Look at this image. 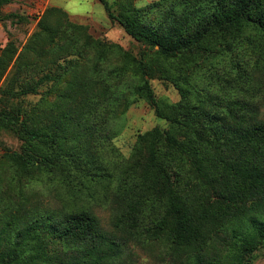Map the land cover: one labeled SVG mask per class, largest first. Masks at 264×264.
Instances as JSON below:
<instances>
[{
    "label": "trees",
    "instance_id": "obj_1",
    "mask_svg": "<svg viewBox=\"0 0 264 264\" xmlns=\"http://www.w3.org/2000/svg\"><path fill=\"white\" fill-rule=\"evenodd\" d=\"M12 1L0 0V9ZM102 1L109 17L146 45L136 56L113 44L139 76V95L168 126L139 133L132 162L124 163L113 137L103 134L115 113L105 82L79 74L54 102L30 99L74 68L61 60L80 40L103 57L108 51L64 9L47 8L26 44L9 40L0 51V131L22 141L5 154L18 201L0 213V264H135V247L160 246L168 264H251L264 248L261 106L197 79L209 57L253 36L264 41V0H197L172 25L146 21L156 3L120 0L116 13ZM68 29L79 36L62 46ZM156 76L172 82L181 99L158 98ZM42 180L65 191L61 207L44 204L36 189ZM94 205L109 211L108 225Z\"/></svg>",
    "mask_w": 264,
    "mask_h": 264
},
{
    "label": "rangeland",
    "instance_id": "obj_2",
    "mask_svg": "<svg viewBox=\"0 0 264 264\" xmlns=\"http://www.w3.org/2000/svg\"><path fill=\"white\" fill-rule=\"evenodd\" d=\"M105 1L113 11L119 12L120 0ZM133 2L138 7L156 3L155 9L147 14L146 21L172 25L197 0ZM49 7L64 9L72 22L86 26L88 34L108 44V51L103 57L95 44H91L89 40H80L77 45L71 47L67 59L61 60L64 65H74V68L61 81L45 83L40 88V94L30 95L29 98L37 101L44 96L45 103L54 102L67 83L79 74L105 82L112 95L110 101H115V104L111 105L115 113L103 134L109 133L113 137V146L119 160L124 163L132 162V150L138 134L156 126L166 128L168 122L159 117L154 108L139 95V76L125 67L121 49L113 44L136 56H140L146 45L127 34L117 21L109 17L102 0H13L0 9V51L9 40H14L20 48L26 44L38 30L42 15ZM50 21L57 22V18L52 17ZM62 36L64 38L60 41L61 45L66 46L79 35L76 30L68 29ZM254 38L253 36L252 39L243 40L230 53L214 59L209 57L206 62H202L197 82L214 93L220 91L229 99L244 98L258 102L261 106V117L264 118V41L258 38L254 41ZM45 48L48 50L50 46L46 45ZM151 84L158 98H164L168 102L181 99L178 88L172 82L156 76L151 79ZM21 145L22 141L16 133L0 131V213L6 209H14L18 201V188L15 186L17 182L10 184L11 165L5 154L7 151L19 150ZM110 153L112 154L111 150ZM54 183L56 181H38L36 189L42 192L41 199L45 205L59 208L66 194ZM80 206L81 204L78 207ZM94 208L103 224L108 225L109 211L99 205H94ZM162 248L160 246L156 251H145L135 247V264H168ZM251 264H264V248L253 254Z\"/></svg>",
    "mask_w": 264,
    "mask_h": 264
}]
</instances>
